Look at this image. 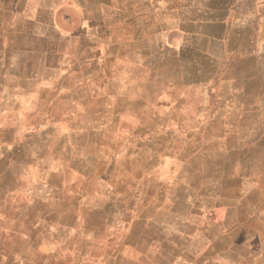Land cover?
Segmentation results:
<instances>
[{"label": "crops", "instance_id": "1", "mask_svg": "<svg viewBox=\"0 0 264 264\" xmlns=\"http://www.w3.org/2000/svg\"><path fill=\"white\" fill-rule=\"evenodd\" d=\"M263 163L264 0H0V264H264Z\"/></svg>", "mask_w": 264, "mask_h": 264}, {"label": "rangeland", "instance_id": "2", "mask_svg": "<svg viewBox=\"0 0 264 264\" xmlns=\"http://www.w3.org/2000/svg\"><path fill=\"white\" fill-rule=\"evenodd\" d=\"M141 100V99H140ZM140 100L139 99H131V104L134 105L135 107L138 106V104H141L140 103ZM168 99H163V101L161 102V105H166L168 104ZM177 101V105H179L181 102H182V99H176ZM213 102L215 100H212ZM162 122H161V127L160 129H157V130H149L147 131L146 135L147 137H159V145H150V146H146V153L147 154H153L154 151H160V154H161V158H162V164H163V170H162V176H163V186L164 185H169L170 184V178L169 177V173H170V169L173 167L175 168V166L180 163L176 162L178 157L182 156V155H185V154H189V153H197L196 152V149L198 147L196 146H189V145H186V137H194L196 138L197 136L200 138L201 136V131H194V135L191 136L189 135L190 134V130L185 128V125L183 124V127L182 128H179V129H175V128H172V124L170 125L169 122H165V118L166 116L165 115H162ZM171 126V127H170ZM229 132V131H228ZM227 132V133H228ZM135 133V136L137 134V131H131V136H133V134ZM241 133L245 134L246 137H250V132L248 131H241ZM248 139V138H247ZM83 149H85V147H82ZM104 150H111L112 148L110 146H104L103 147ZM130 148V152H129V159H130V165H132V162L131 161H135L134 164H136V159H137V153H138V147L137 145L135 146H131L129 147ZM200 149L202 147H199ZM248 148L251 150L256 148V147H247L246 145L245 146H242L240 147L238 150L239 152L241 153H246L244 151V149ZM114 149L116 150V146H114ZM206 149H209V153H215V149H216V146H212L210 145L209 147H206ZM243 149V150H242ZM241 150V151H240ZM259 150V148L257 147V151ZM158 151V153H159ZM109 153V151L107 152ZM264 165V163H263ZM116 166V165H115ZM113 166L111 165L110 168H112ZM115 168V167H114ZM122 179L119 178V182L121 181ZM130 182L132 183V180H130ZM199 182V180H198ZM119 190H121L123 187L125 188V182H123V186L122 185H119L118 186Z\"/></svg>", "mask_w": 264, "mask_h": 264}]
</instances>
